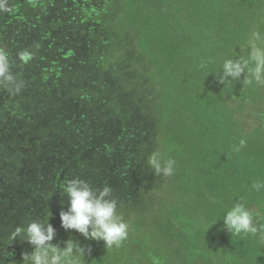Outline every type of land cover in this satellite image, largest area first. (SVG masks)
<instances>
[{
    "label": "trees",
    "instance_id": "1",
    "mask_svg": "<svg viewBox=\"0 0 264 264\" xmlns=\"http://www.w3.org/2000/svg\"><path fill=\"white\" fill-rule=\"evenodd\" d=\"M88 4L106 5V29L132 40L123 68L111 62L119 42L106 40L100 17L81 15ZM9 6L0 12V49L24 87L15 93L0 85V261L24 264L34 246L13 240L9 228L40 220L56 229L52 243L63 248L72 239L90 249L84 264H152L153 256L162 264H264L260 234L233 236L223 219L244 203L264 224V189L252 188L264 180V123L256 122L264 116V85L245 83L246 73L219 80L226 59L249 58L253 32L264 37V0ZM24 51L32 56L26 63L18 57ZM70 131L79 139L50 184V135ZM153 152L175 160L171 176L153 173ZM74 178L94 190L111 187L130 225L120 248L61 226L60 212L70 206L63 186Z\"/></svg>",
    "mask_w": 264,
    "mask_h": 264
},
{
    "label": "clouds",
    "instance_id": "2",
    "mask_svg": "<svg viewBox=\"0 0 264 264\" xmlns=\"http://www.w3.org/2000/svg\"><path fill=\"white\" fill-rule=\"evenodd\" d=\"M12 11L9 0H0V12ZM253 39L249 41L251 52L249 58L226 59L223 63V74L219 77L224 84L228 78L239 79L243 74L244 82L251 84L253 80L264 85V37L259 31L252 33ZM23 62H28L32 56L29 52L18 53ZM254 64L253 66H250ZM11 61L8 52L0 49V85L19 93L24 87L11 71ZM246 145L245 139H240L235 151L239 152ZM153 173L157 176H171L175 167V160L165 158L159 152H153L148 159ZM257 192L264 189V180H257L252 184ZM63 192L68 195L70 206L66 211L60 212L61 226L65 230H76L86 239L104 241L105 247L120 248L129 234V223L118 214V201L112 196L110 186L101 190H94L87 181L74 178L63 186ZM224 226L233 235L260 234L264 239V224L257 225L254 214L244 203L234 204L224 215ZM56 236V229L48 221L42 223L32 221L27 227L17 226L12 234L13 240L19 237L34 246V251L24 253V264H84L85 256L90 249L82 247L78 241L69 239L66 247L52 243ZM3 264V261H0ZM152 264H162L159 257H152Z\"/></svg>",
    "mask_w": 264,
    "mask_h": 264
},
{
    "label": "rangeland",
    "instance_id": "3",
    "mask_svg": "<svg viewBox=\"0 0 264 264\" xmlns=\"http://www.w3.org/2000/svg\"><path fill=\"white\" fill-rule=\"evenodd\" d=\"M81 15L83 16V18H85L89 15L100 17V19L97 21V24L102 28V34L105 36L106 40L115 41L117 39L116 42H119V43L116 44L115 46H113L112 51H114L113 52L114 56L111 59V62L114 63L113 64L114 66L116 65L115 67L117 69L123 68V64L125 62H128V63L131 62V56H132V52H133L132 44H131L132 40L128 41V40H124L123 38L115 37L113 34V31L111 29H106V28H108V26H106V25L109 24L111 22V19H112L111 15L108 12V8L106 7V5L104 7L103 6L98 7L97 5L92 6V5L88 4V7L83 10ZM246 115H247V113H245L242 116L245 117ZM252 118L255 120V117L253 114H252ZM256 122H257V124L264 123V116L260 117L258 120H256ZM253 124L254 123H252L251 125H253ZM52 126L54 127L55 131L58 129H61L57 125H52ZM56 135L57 136H55V135L51 136L50 135V139H49L48 154L50 155L49 159L52 163V168L50 170V176H51L50 184L52 183L53 180H56L57 178L59 179V174L61 171L62 163H63V161H65V160L67 161L72 157L71 153H72L74 146H75L74 143H76L79 139L77 137V132H75V131L65 132V134L63 135L65 137H67V139H65V140L60 138L63 136H61L57 132H56ZM91 135H92V133H91ZM51 137L52 138H58L59 140L52 141ZM126 138H128V137H126ZM118 145L121 147H124L123 140H120L118 142ZM16 166L17 165L14 163L13 164V170ZM12 179L14 181L16 180L15 172H13ZM55 188H56V186H49V189H55ZM42 210L44 213L51 214V211L49 208H47V206H45ZM35 221L40 222V220H35ZM22 224H23L22 222H20V221L18 222V226L26 228L29 223H24L23 226H22ZM15 229L16 228H14V227L9 228V230H14V231H15ZM19 255H20V253H19Z\"/></svg>",
    "mask_w": 264,
    "mask_h": 264
}]
</instances>
